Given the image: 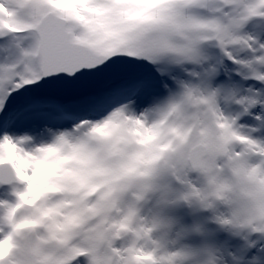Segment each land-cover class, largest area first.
Masks as SVG:
<instances>
[{
    "label": "snow or ice",
    "instance_id": "1",
    "mask_svg": "<svg viewBox=\"0 0 264 264\" xmlns=\"http://www.w3.org/2000/svg\"><path fill=\"white\" fill-rule=\"evenodd\" d=\"M262 31L264 0H0V264H182L189 231L264 264V140L222 107L264 117Z\"/></svg>",
    "mask_w": 264,
    "mask_h": 264
},
{
    "label": "bare ground",
    "instance_id": "2",
    "mask_svg": "<svg viewBox=\"0 0 264 264\" xmlns=\"http://www.w3.org/2000/svg\"><path fill=\"white\" fill-rule=\"evenodd\" d=\"M252 24L251 21H249L243 28V31L248 32L250 34H252V32L249 30V26ZM256 38L264 41V31L259 32V33H255ZM258 36V37H257ZM230 101L227 103L222 104V107L225 109V111L231 113V114H236L235 111V106L236 104L234 103L233 106V111H231L230 109V105H229ZM260 105H256L254 108H250L249 112L246 113V117H255L257 118L258 116H260ZM250 113V114H249ZM242 121L243 119H237ZM264 121V117L261 118V120H259V126H258V130L257 132L254 130H249V134H251L252 136H254L255 138L259 139V140H264V126H261V122ZM25 129H21V131H23ZM244 131V130H243ZM246 132V130H245ZM191 211V220H192V226L194 224H196L198 222V217H199V213L193 211L192 209H190ZM170 215V214H169ZM171 216V215H170ZM178 220V219H177ZM179 222V221H178ZM223 232L225 231H220V232H210V233H205L203 231L201 232H192L193 235H195L197 238H200V243L195 247H191L188 242L185 240L184 236L181 238V240L179 241V243H170V247H182L184 249V251L187 253L186 257L184 258V260L182 261V264H194L196 263L199 258L201 257H205L206 259H210V257L212 256L213 253H217L220 254L221 256H224L225 258H227V256L224 255V251H225V244L222 239L223 236ZM232 235V234H228L227 238ZM237 238H240L239 236H236Z\"/></svg>",
    "mask_w": 264,
    "mask_h": 264
},
{
    "label": "clouds",
    "instance_id": "3",
    "mask_svg": "<svg viewBox=\"0 0 264 264\" xmlns=\"http://www.w3.org/2000/svg\"><path fill=\"white\" fill-rule=\"evenodd\" d=\"M207 130L210 134V136L214 139H218L220 135H222V129L217 125L216 121L213 119L211 115L207 118V124H206ZM211 178L205 177L204 182L208 184L210 182ZM259 179L264 180V176L259 177ZM219 184L220 185H229L236 188V192L234 193V198L240 199L243 202L251 205L252 201L248 198L247 192L254 190L251 188V186L247 185L243 181H241L239 178H237L233 173H229L227 176H221L219 178ZM249 219L248 217H244L242 219V222ZM256 221L259 223L260 215L257 214L255 217ZM198 264H208V261L206 259L198 261ZM218 264H227V258L225 257H219L218 258Z\"/></svg>",
    "mask_w": 264,
    "mask_h": 264
},
{
    "label": "rangeland",
    "instance_id": "4",
    "mask_svg": "<svg viewBox=\"0 0 264 264\" xmlns=\"http://www.w3.org/2000/svg\"><path fill=\"white\" fill-rule=\"evenodd\" d=\"M249 30L252 32V34H253V30H252V24L249 26ZM258 37V36H257ZM229 105H230V109H231V111H233L234 112V110H233V106H234V102H231L230 101V103H229ZM255 117H248V120L247 121H240V120H238V124H240V125H244L245 127H243L242 129H241V131H243V132H245V130H246V132L248 133L249 132V130H255L256 132H257V130H258V126H259V120H257V118H255L257 121H258V125L257 124H251L250 123V121H252V119H254ZM191 212V211H190ZM170 213V212H169ZM223 234V241H225L226 240V238H227V235L228 234H231V233H228V232H223L222 233ZM201 240V239H200ZM199 261V260H198ZM198 261L196 262V263H194V264H198Z\"/></svg>",
    "mask_w": 264,
    "mask_h": 264
}]
</instances>
